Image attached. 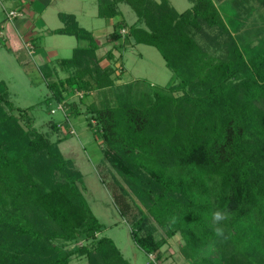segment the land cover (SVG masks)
Wrapping results in <instances>:
<instances>
[{"label":"trees","instance_id":"1","mask_svg":"<svg viewBox=\"0 0 264 264\" xmlns=\"http://www.w3.org/2000/svg\"><path fill=\"white\" fill-rule=\"evenodd\" d=\"M220 1L218 8L213 0H189L179 13L168 0H97L100 19L118 17L120 4L132 8L137 20L128 34L159 52L174 75L167 88L139 79L117 84L73 14L60 13L63 27L51 31L85 43L58 61L66 77H56L55 66L39 67L45 103H64L74 116V96L84 103L90 93H111L87 105L86 124L101 138L99 178L134 243L153 256L147 264L163 260L176 233L192 264H264V46L242 50L233 36L247 19L239 12L248 0ZM117 28L110 42L121 40ZM104 59L114 60L112 50ZM49 125L61 132L59 123ZM65 139L36 129L0 80V264H71L72 257L130 264L99 236L104 226L86 201L83 175L58 147ZM217 210L230 217L218 225L224 237L214 231Z\"/></svg>","mask_w":264,"mask_h":264},{"label":"rangeland","instance_id":"2","mask_svg":"<svg viewBox=\"0 0 264 264\" xmlns=\"http://www.w3.org/2000/svg\"><path fill=\"white\" fill-rule=\"evenodd\" d=\"M173 7L183 12L191 5L189 0H169ZM219 8L223 4L220 0H214ZM264 0H248L247 10L240 9L242 17H247L242 28L233 34L242 50L247 47H256L264 44ZM28 5L33 13V22H44V27H36L37 36L32 45L36 49V55L47 57L48 66H55L59 78H65L57 63L59 60L69 58L72 49L85 45L77 42L76 38L68 35L53 34L51 31L63 27L59 14H73L80 27L91 32L99 44L97 56L101 58V67L114 68L113 76L117 84L128 83L133 80H146L155 87L167 88L174 81L173 73L166 67L165 62L156 48L144 44H136L128 34V28L133 25L137 18L132 8L126 4H120V15L113 19V26L106 19L97 17V0H0V23L7 19L10 10L19 11V4ZM26 10H23L25 13ZM115 24L121 30V40L110 42L108 35L113 31ZM237 33H239L237 35ZM8 42V41H7ZM25 50V51H24ZM15 54L6 44L4 31L0 33V80L8 90L10 100L14 107L26 110L33 120V126L42 133H46L51 140L59 136H65V140L58 144L65 158L73 161L77 169L83 175L84 196L92 212L103 224L104 229L99 234L101 237L110 238L120 250L123 257L130 264H147L152 258L146 255L132 240L129 225L119 215L113 204L112 198L101 182L97 165L103 159L101 138L95 134V126L90 129L87 126V105L93 102L99 106L102 98L112 99L111 93H90L89 98L80 102V98H71L79 115L69 111L66 105L64 112L56 111L51 114L50 109L55 108V102L45 103L49 94L47 84L43 78L38 64L40 58L29 55L24 49ZM108 50H112L113 61L104 59ZM18 55V56H17ZM53 76L52 81H56ZM80 96V94H78ZM66 104V103H65ZM59 123L60 134L53 133L50 123ZM93 123V122H92ZM66 125V126H65ZM65 126V127H64ZM69 127L74 133L69 134ZM156 238L164 236L161 227L156 226ZM79 239L75 245L83 244ZM183 239L179 233L167 239L163 246V260L156 264H192L185 260L179 251ZM211 247L207 246L202 256H207ZM71 264H87L84 258L72 257Z\"/></svg>","mask_w":264,"mask_h":264},{"label":"crops","instance_id":"3","mask_svg":"<svg viewBox=\"0 0 264 264\" xmlns=\"http://www.w3.org/2000/svg\"><path fill=\"white\" fill-rule=\"evenodd\" d=\"M221 5L222 4H220V7ZM18 8L20 12L19 17L13 20L5 19L0 23V26H2V31H4L5 33L6 44L8 45V48H10V50H12L15 54L23 51L25 49V45L27 42L32 43L34 37L37 36V33L35 31L37 26L44 27V22H42V20H40L39 22H33L34 20L33 13L30 12L28 5H22L20 3ZM23 10H26L25 13L23 12ZM108 21H109V24L113 26L112 24L113 19L108 20ZM238 34L239 33H237V35ZM262 46H264V44L258 45L256 47H250V48L247 47L246 50L251 51V50L259 49ZM34 50H35V53H34L33 59L36 58V56L40 58L41 62L38 64V67H40L42 64H45L47 62V57L43 55L42 56L36 55L37 54L36 49Z\"/></svg>","mask_w":264,"mask_h":264},{"label":"built area","instance_id":"4","mask_svg":"<svg viewBox=\"0 0 264 264\" xmlns=\"http://www.w3.org/2000/svg\"><path fill=\"white\" fill-rule=\"evenodd\" d=\"M19 16H20V12L19 11L10 10L9 12H7V16L6 17H7L8 20H13V19H15V18H17ZM1 32H2V26H0V33ZM25 49H26V51H27V53L29 55H32V56L34 55L35 50H34V47H33L32 43L27 42L26 45H25ZM63 104L64 103H58V104H56L55 108H51V114L55 113L56 111L64 112V108L65 107H64ZM59 127H61V125ZM73 133H74L73 128L69 127V134H73ZM150 257L152 258V261H153V256L150 255Z\"/></svg>","mask_w":264,"mask_h":264},{"label":"clouds","instance_id":"5","mask_svg":"<svg viewBox=\"0 0 264 264\" xmlns=\"http://www.w3.org/2000/svg\"><path fill=\"white\" fill-rule=\"evenodd\" d=\"M230 217H229V214L227 211H220V210H217L213 213V224L214 225H217L215 228H214V231H215V234L218 236V237H224V231L221 227H219L218 225H220L222 222L228 220ZM226 238V237H225Z\"/></svg>","mask_w":264,"mask_h":264}]
</instances>
